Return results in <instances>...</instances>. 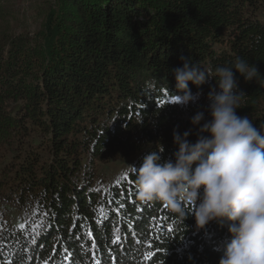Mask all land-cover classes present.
Segmentation results:
<instances>
[{"label":"trees","instance_id":"16d2710c","mask_svg":"<svg viewBox=\"0 0 264 264\" xmlns=\"http://www.w3.org/2000/svg\"><path fill=\"white\" fill-rule=\"evenodd\" d=\"M263 6L264 0H63L56 38L44 45L31 47L24 33L0 28V98L27 104L23 121L36 112L51 154L46 166L34 152L16 160L15 192L21 202L37 201L40 231L35 237L29 228L0 225V264H219L230 240L227 221L198 230L194 215L185 219L160 201H140L131 172L97 193L92 166L80 159L126 150L138 156V170L160 145L161 162L174 161L182 110L166 100L178 94L173 70L183 67L181 57L213 69L240 57L264 76V20L257 15ZM233 71L247 96L237 115L259 130L264 85ZM215 86L214 77L199 88L189 83L194 94Z\"/></svg>","mask_w":264,"mask_h":264},{"label":"clouds","instance_id":"9594fccd","mask_svg":"<svg viewBox=\"0 0 264 264\" xmlns=\"http://www.w3.org/2000/svg\"><path fill=\"white\" fill-rule=\"evenodd\" d=\"M181 60L183 67L172 73L179 93L175 103H196L202 93L194 94L189 83L199 88L214 77L216 86L207 95L210 119L205 121L202 111L192 117V126H199L195 143L189 142L190 131L174 129V161L161 162L164 149L159 145L144 156L138 170L127 167L136 176L137 199L160 201L185 219L194 215L198 230L227 221L230 240L219 264H264V125L258 130L247 116L237 115L247 96L237 90L233 70L246 82L261 85L264 76L240 57L214 69Z\"/></svg>","mask_w":264,"mask_h":264},{"label":"rangeland","instance_id":"374dc122","mask_svg":"<svg viewBox=\"0 0 264 264\" xmlns=\"http://www.w3.org/2000/svg\"><path fill=\"white\" fill-rule=\"evenodd\" d=\"M63 0H0V28L11 35L24 33L32 43H43L48 39L56 38V26L62 11ZM258 18L264 20V6L258 10ZM51 23V24H50ZM46 51L48 46H43ZM179 94V93H178ZM177 94L168 96L167 102L174 99ZM208 92L202 93L196 103L181 106L182 116L177 120L175 130L183 134L190 131L189 142H196L199 126L193 127L192 117L198 112H204L205 121L210 119L208 109ZM28 110L27 104L15 101L12 98H0V225L11 229H31L36 237L40 231L39 209L37 201L26 196L24 202L15 192L16 160L24 157L26 153L34 152L40 163L45 166L50 162L51 154L42 129L37 126L41 123L40 117L33 111L26 121L27 115L22 111ZM264 112V102L261 105ZM204 121L201 122V125ZM135 143V138L132 140ZM151 144L149 146H154ZM28 151V152H27ZM26 152V153H25ZM138 156L128 154L126 150L104 154L99 159L90 157V153L81 154V163L90 165L94 173L92 188L97 193L106 192L111 187L119 186L126 178L128 166L136 164ZM23 225V227H21Z\"/></svg>","mask_w":264,"mask_h":264},{"label":"snow or ice","instance_id":"6c2138e0","mask_svg":"<svg viewBox=\"0 0 264 264\" xmlns=\"http://www.w3.org/2000/svg\"><path fill=\"white\" fill-rule=\"evenodd\" d=\"M169 102H176V101H175V98L172 99V100H170ZM101 211H102V210H101ZM21 227H23V225H21ZM119 240H120V238H119V236H117V237L112 241V243H114V244H118V243H119ZM152 255H153V253H151V252L147 253V256H148V257H151ZM69 259H70V257H69ZM93 259L95 260V257H93ZM95 264H102V262H101L100 260H95Z\"/></svg>","mask_w":264,"mask_h":264}]
</instances>
